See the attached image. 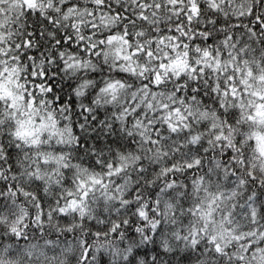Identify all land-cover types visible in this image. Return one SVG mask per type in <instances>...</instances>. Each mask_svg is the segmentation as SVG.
Returning <instances> with one entry per match:
<instances>
[{"label":"snow or ice","instance_id":"obj_1","mask_svg":"<svg viewBox=\"0 0 264 264\" xmlns=\"http://www.w3.org/2000/svg\"><path fill=\"white\" fill-rule=\"evenodd\" d=\"M0 264H264V0H0Z\"/></svg>","mask_w":264,"mask_h":264}]
</instances>
